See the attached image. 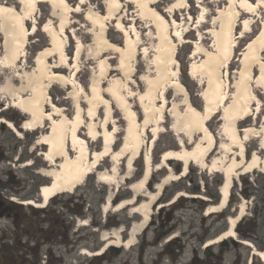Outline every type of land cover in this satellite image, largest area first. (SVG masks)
<instances>
[{"label": "rangeland", "instance_id": "1", "mask_svg": "<svg viewBox=\"0 0 264 264\" xmlns=\"http://www.w3.org/2000/svg\"><path fill=\"white\" fill-rule=\"evenodd\" d=\"M5 1L20 7L17 0ZM101 1L88 0L82 4L80 12H72L71 19L75 37L67 32V42L64 43L68 64L63 72L66 74L67 80L64 84L52 82L47 88L50 98L55 104L62 107L64 114L70 117L75 112V106H79L81 114H85L88 105L85 98L88 97L90 84H94L99 92L109 81H114L119 85L126 80L127 92L131 94L130 101L135 105L137 111L141 109V106L136 103L137 98H144V102L152 108L154 106L151 102L153 97H158V83H155L156 89H151L141 79V77L146 79L155 77V70L152 66L154 52L153 49L151 50L155 43V39L151 37L152 26L146 20L138 17L133 3L122 0L117 19L120 17L124 20V29L127 33H134V37L130 38L132 45L137 42L135 39L136 30L140 33L141 42L137 46L136 54L129 50L125 55L121 70L117 68L118 53L114 49H110L100 57L99 47L93 42V34L87 32L90 25L85 19V13L91 5H101ZM172 1L160 0L157 5L162 9ZM188 1L189 5L186 8L177 9L175 15L178 18L177 27L184 31V36L187 39L179 45L175 58L179 61V80L187 90L188 100L197 108H201L203 101L199 93L205 83L197 78L192 79L187 72V67L191 59L200 60L203 55L197 53L191 58L190 53L196 40L199 41L198 44L201 47L212 50L213 40L211 33L207 30L213 31L216 28L212 18L215 15V9L225 1L203 0L205 21L202 22L197 21V14L202 8L195 4V0ZM70 3L77 4L78 0H70ZM35 12L37 28L35 33L28 37L24 63L19 62L18 66L33 67V58L36 52L49 46V38L41 27L47 20H51L55 24L56 18L51 16V8L47 2H40ZM117 19L110 20L111 23L106 28L105 35H108L116 44L121 45L123 33L115 25ZM258 25L259 22L256 21L251 32L237 38L233 56L227 65V90L230 93L233 92L232 84L239 73L238 71L241 70L238 59L239 51ZM235 30H240L239 24L235 26ZM0 41H2L1 33ZM77 43L80 44L81 50L79 55L73 59ZM146 46L150 47V51L145 55L141 54L139 50ZM46 57L47 55L44 59ZM48 59L56 63V56L53 55ZM100 61L103 69H106L103 76L95 73ZM243 71V74L249 73V71ZM256 72L257 69H253L250 76L253 78ZM12 75V69L1 68L0 82L4 77ZM250 84L260 98V106L254 113L255 115L240 122V127H248L247 139H245L246 158L252 155V152H255L259 158H264V149L260 147L259 136H257L261 123L260 117L264 114V93L261 92L255 81ZM220 89H223L222 85L216 83L215 91ZM244 90H248L247 84ZM166 91L167 101H169L167 107L172 106L177 113H181L185 108L184 95L169 86L166 87ZM11 101V95H0V119L6 118L14 122L22 135L18 136L7 123L0 121V194L9 204L15 205L20 216L14 215L16 210L12 212L11 216L0 214V264H36L35 255L37 252L40 263L42 259H47L46 264H100V255L85 254L81 250L86 248L90 251H99L105 243L115 239L112 233L117 229H120L121 240L127 238L131 223L140 219V215L132 214V205L115 210L114 204L123 198L132 196L133 191L128 187L138 176H141L146 155L149 153L150 166L152 167L151 174L145 183L146 190L147 192H157L154 187L157 182L169 171L172 175L176 173L180 175L183 167L181 161L176 159L169 160V167L162 166L160 161L163 151L168 148H179V140L187 141L188 137L183 133H175L170 128L174 119L169 112H166L167 107L162 109L160 106H156L152 114H164V122L160 126L162 130L158 131L154 141H152L153 134L151 132L145 134L144 145L139 155L133 160L129 173L126 174L124 160H121L114 176V183L102 182L96 179V173H91L74 191L61 192L54 198L52 197L45 206L38 207L33 204H25L23 200L41 201L39 186L50 181L49 176L39 171L51 165L44 159L45 145L37 142L40 134L47 131V128L44 125V127L35 130H23L20 124L28 116L11 106ZM94 105L97 106V114H103V106L100 105V102L96 101ZM114 114L120 130L116 135L118 138L116 145H118L123 135L125 122L121 120L119 111ZM221 123L220 112H217L209 121L210 129L217 143L208 155V162L213 157L225 154V151L218 147L220 143L227 141L220 130ZM199 136L200 134L196 133L188 141L193 143ZM100 144L101 140H98L94 142L92 148H99ZM191 144L188 145L191 146ZM27 161H31V164L26 165ZM112 163L113 161L108 156L102 160L99 169L108 170ZM216 172L218 171L213 170L211 166L202 168L190 163L185 174L175 180H169L160 190L157 200L152 204L150 219L137 235L135 242L130 246L120 245V253L114 255L110 261L101 264H139L137 261L140 254L143 255V264H172L171 259L165 253H167L170 243L174 241L179 246V250H177L178 247H175L176 244L173 247L176 252L181 254V262H187L195 253L202 255L207 247L206 242L227 229L229 226L228 216L235 215L241 203H243L246 213L234 226L235 236L224 239L228 241V246L224 247V258L221 264H250V262L264 264V260L253 253L254 248L263 249L260 246L264 244V167L259 164L257 168L239 173L233 179L227 206L222 210L206 212L211 204L217 203L208 192L213 194L217 191L220 194L221 184L216 183ZM127 175L129 177H126ZM221 176L223 177L222 174ZM179 191L184 193L177 195ZM142 197L144 196L136 197L135 201L143 199ZM107 199L110 201V205L108 209H105ZM200 200L206 202L204 206ZM34 209L36 212L33 211ZM82 221H86V223L82 224ZM253 226H257L259 231L253 234L252 238H242L239 230L251 229ZM49 228H59V231L55 233V239L53 241L41 240L39 247L34 249L39 242L38 239L44 236ZM201 236H204L203 241H200ZM244 239L251 241V245L246 244ZM222 242L223 240L213 242L209 247L215 252H219ZM114 246L107 247L105 252ZM158 257L161 259L155 261Z\"/></svg>", "mask_w": 264, "mask_h": 264}, {"label": "bare ground", "instance_id": "2", "mask_svg": "<svg viewBox=\"0 0 264 264\" xmlns=\"http://www.w3.org/2000/svg\"><path fill=\"white\" fill-rule=\"evenodd\" d=\"M17 1L20 4L19 8L5 0H0V33L2 36L0 69L13 70L12 76L4 77L0 82V95H11L10 105L27 114L28 117L23 120L21 125L23 130H35L46 126L47 131L40 134L37 142L45 145L44 159L51 165L39 170L50 178V181L42 183L39 188L41 201L25 199L23 200L25 204L43 207L55 195L74 191L91 173H96V179L102 182L114 183V176L121 160H124L126 174L129 173L133 160L139 155L144 145L145 134L151 132L153 134L152 141H154L158 131L162 130L160 126L164 122V114L152 113L156 106L166 109L169 102L167 101V86L184 95L183 104L185 106L181 113H177L172 106L167 107L166 112H169L174 119L170 128L175 133H183L189 141L196 133H199L200 136L193 143L180 139L178 142L180 147L164 150L160 162L162 166L169 167L170 159L181 161L183 167L180 175L187 172L190 163L202 168L211 166L213 170L223 175L224 182L219 187L221 198L217 203L211 204L206 212L222 210L227 206L233 179L239 173L257 168L259 164L264 167V158H259L255 152L246 158L245 139H247L248 127H240V122L255 115L254 113L260 106V98L254 88L250 86V82L255 81V84L264 93V0H223L224 4L215 9V15L212 18L216 28L213 31L207 30L211 33L213 40L212 50L201 47L198 44L199 41H195L190 57L193 58L197 53H201L203 57L200 60L191 59L187 72L192 79L197 78L205 83L199 93L203 101L201 108H197L188 100L187 90L179 80V61L175 58L181 42L187 41L184 31L177 27L178 18L175 15L177 9L186 8L189 1L173 0L160 9L157 5L160 0H125L133 3L138 17L146 20L153 28L151 37L155 39V43L151 50L153 49L154 52L152 66L155 70V77L154 79L141 77V79L151 89H156L155 83L159 85L158 97L154 96L151 101L154 106L150 108L144 102L145 99L139 97L136 103L141 106V109L137 111L135 105L130 101L131 94L127 92L126 80L119 85L114 81H109L99 92L94 84H90L88 97L85 98V102L88 104L85 114H81L80 107L75 106V112L71 117L64 114L62 107L54 103L47 88L52 82L64 84L67 80V76L63 72L68 64L64 43L67 42V32L75 37L71 14L80 12L82 4L88 0H78L77 4H71L70 0ZM195 1V4L202 8L197 14V21H205L203 0ZM40 2H47L51 8V16L56 18L55 24L51 20H47L41 27L49 38V46L36 52L33 58V67L18 66L19 62L24 63L28 37L35 33L37 28L35 11ZM101 2L103 6L102 4L91 5L85 13V19L90 25L87 32L93 34V42L99 47L100 57L110 49H114L118 53L117 68L122 70L123 60L129 50H132L134 54L137 53V46L141 42L140 33L138 30L135 31L137 42L132 45L130 38L134 33H127L124 29V20L120 17L117 19L122 0H102ZM113 19H117L115 25L123 33L121 45L116 44L108 35H105L106 28L111 23L110 20ZM256 21L259 22L257 29L239 51L238 59L241 70L238 71L239 73L232 84L233 92L230 93L227 90V65L233 56L237 38L251 32ZM238 24L240 30L236 31L235 26ZM80 50L81 46L77 43L73 59L79 55ZM148 51H150L148 46L139 50L144 55ZM46 55L47 57L44 59ZM53 55L56 56V63L48 59ZM253 69H257V72L252 78L250 75ZM243 70L249 71V73L243 74ZM104 72L106 69H103L100 61L95 73L103 76ZM216 83L221 84L223 89L215 91ZM246 84L248 85L247 91L244 90ZM216 94L219 97H216ZM96 101L103 106V114H97V106L94 105ZM5 107L7 108V106ZM116 111L121 113V120L125 122L123 135L118 145H116L118 143L116 135L120 130L114 114ZM217 112H220L222 121L220 130L227 139L218 147L224 150L225 154L213 157L208 162V155L217 143L210 129L209 121ZM260 118L261 123L257 136H259L260 147L264 149V114ZM0 121L7 123L18 136L22 135V132L11 120L1 118ZM98 140H101L100 147L92 148L94 142ZM108 156L113 161L112 165L108 167V170L99 169L102 160ZM25 164L29 165L31 161H27ZM150 165L148 153L141 176H138L139 178L137 177L128 187L133 191L132 196L123 198L114 204L115 210L132 205V214L140 215V219L131 223L127 238L121 240L120 229H117L112 233L115 239L105 243L99 251H90L84 248L81 252L100 255L112 245L130 246L135 242L137 235L150 219L152 204L157 200L160 190L169 180H175L180 176L178 173L172 175L169 171L154 186L157 192H147L145 183L151 174L152 167ZM182 193L184 192L179 191L177 195ZM138 196L144 197L135 201ZM105 204V209H108L110 201L108 200ZM245 213L246 210L241 203L238 212L228 216L229 226L227 229L215 238L209 239L206 245L209 246L213 242L224 240L225 237H234V226ZM85 223L86 221H82V224ZM244 242L249 245L252 243L249 240H244ZM253 253L264 260V250L254 248Z\"/></svg>", "mask_w": 264, "mask_h": 264}, {"label": "flooded vegetation", "instance_id": "3", "mask_svg": "<svg viewBox=\"0 0 264 264\" xmlns=\"http://www.w3.org/2000/svg\"><path fill=\"white\" fill-rule=\"evenodd\" d=\"M21 125L22 124H20V127H21ZM15 210H16L15 205L12 206V204H9L5 199L2 198V196L0 194V214H3V215L7 214L8 216H11L12 212H14ZM33 211L36 212L35 209ZM14 215H16L17 217L20 216L19 211L16 210ZM58 229H56V228L47 229L44 236H42L40 239H38L39 242L37 245H35L34 249L39 247L38 245H39L41 240L53 241L55 239V233H57V231H59ZM175 244H176L175 247H178L177 250H179V246H177L176 241H174V242L170 243L169 249L166 251L167 253H165L171 259L172 264H221L223 261V258H224V256H223L224 255L223 251L225 249L224 247L228 246V241L221 243L222 246H221V249L219 250V252H215L211 247L207 246L202 255L195 253L190 258L189 261L184 262V263L181 262V260H180V258H182L181 254L176 252L175 247H173ZM120 251H121L120 246L111 247L106 252L104 250V252H102V254H100V256H99L100 264L105 263L106 261H110V259L113 258L114 255L119 254ZM35 256H36L35 258H36V262H37L36 264H46V262L48 261L47 259H42V262L40 263L39 262L40 258L38 256V252H37V255H35ZM159 259H161V257L160 258L158 257L157 260H155V261H158ZM137 262H139V264L144 263L143 255L140 254L138 256ZM250 264H254V263L250 262Z\"/></svg>", "mask_w": 264, "mask_h": 264}, {"label": "trees", "instance_id": "4", "mask_svg": "<svg viewBox=\"0 0 264 264\" xmlns=\"http://www.w3.org/2000/svg\"><path fill=\"white\" fill-rule=\"evenodd\" d=\"M216 176H217L216 183L220 185L221 182H223V177L221 176V173H218V172H216ZM208 194L215 198V202H218L220 198V194L217 191L213 192V194L212 192H208ZM200 202L202 206H204V204L206 203L203 200H200ZM239 231H240V235L242 236V238H252L253 237L252 235L256 234L259 231V229L257 226H253L251 229L249 228V229H244V230H239ZM203 240H204V236H201L200 241H203ZM260 247L264 248V244H262Z\"/></svg>", "mask_w": 264, "mask_h": 264}, {"label": "water", "instance_id": "5", "mask_svg": "<svg viewBox=\"0 0 264 264\" xmlns=\"http://www.w3.org/2000/svg\"><path fill=\"white\" fill-rule=\"evenodd\" d=\"M223 182H224V179H223ZM223 182L221 183V184H223ZM41 187V185L39 186V188ZM220 198H221V196H220ZM220 200V199H219ZM245 240V239H244ZM223 242H227V240H223ZM114 247H118V246H114ZM261 250H264V248L263 249H261Z\"/></svg>", "mask_w": 264, "mask_h": 264}]
</instances>
